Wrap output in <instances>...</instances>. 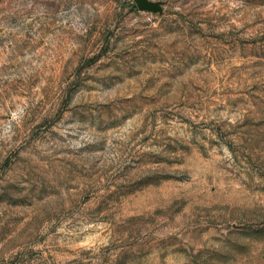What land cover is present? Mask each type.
I'll return each instance as SVG.
<instances>
[{"label": "rangeland", "instance_id": "obj_1", "mask_svg": "<svg viewBox=\"0 0 264 264\" xmlns=\"http://www.w3.org/2000/svg\"><path fill=\"white\" fill-rule=\"evenodd\" d=\"M0 0V264H264V0Z\"/></svg>", "mask_w": 264, "mask_h": 264}, {"label": "water", "instance_id": "obj_2", "mask_svg": "<svg viewBox=\"0 0 264 264\" xmlns=\"http://www.w3.org/2000/svg\"><path fill=\"white\" fill-rule=\"evenodd\" d=\"M141 5H146L147 7H151V4L144 2L143 0L140 1Z\"/></svg>", "mask_w": 264, "mask_h": 264}]
</instances>
